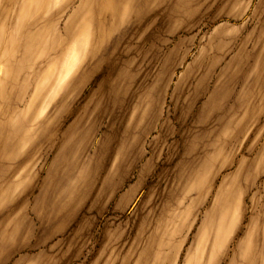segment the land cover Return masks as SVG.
I'll return each instance as SVG.
<instances>
[{"label": "clouds", "instance_id": "obj_1", "mask_svg": "<svg viewBox=\"0 0 264 264\" xmlns=\"http://www.w3.org/2000/svg\"><path fill=\"white\" fill-rule=\"evenodd\" d=\"M56 2L63 15L44 23L55 25L57 43L73 40L88 11L94 39L42 119L34 117L47 93L16 129L7 105L0 115V264H94L105 245L120 264H174L169 249L192 225L196 239L220 180L210 178L208 201L178 227L171 245L163 223L172 219L191 175L220 150L232 159L224 175L235 173L242 158L247 165L224 204L229 221L231 210L239 208L240 222L218 264H264V164L258 166L264 157V0H227L220 16L221 8L208 12L209 3L197 21L207 25L205 35L220 24L238 31L223 56L203 57L182 80L175 78L183 66L178 3L169 10L172 0ZM0 5L12 7L5 0ZM142 25L143 40L153 30L161 33L163 60L153 65L144 56V70L152 65L151 73L143 71L121 88L116 82L125 65L110 61L128 30ZM168 41L176 47L166 48ZM62 50L54 44L50 55L59 57ZM27 129L34 142L12 162L9 155ZM26 166L32 182L15 191V177ZM253 225V246L245 255L241 242ZM215 236L214 224L212 241Z\"/></svg>", "mask_w": 264, "mask_h": 264}, {"label": "rangeland", "instance_id": "obj_2", "mask_svg": "<svg viewBox=\"0 0 264 264\" xmlns=\"http://www.w3.org/2000/svg\"><path fill=\"white\" fill-rule=\"evenodd\" d=\"M84 2L88 3V0ZM226 2L227 0H172V4L168 6L169 10L176 3L182 7L181 17L175 21V26L183 66L176 71V79L182 80L185 72L190 71L203 57L209 54L216 56L218 53L223 56L232 47V36L238 31L235 27L225 29L223 24H220L205 35L207 25L197 24L198 18L204 13L209 3L211 8L208 12L215 13ZM5 3L12 7L5 8L0 5V115L7 105L11 126L16 129L29 119L37 102L45 93L47 95L40 103L34 119L39 121L46 115L50 104L55 103L60 97L66 83L79 70L88 55L94 32L89 20L91 12L88 11L84 14L81 20L82 26L73 40L67 45L63 41L57 43L53 35L56 31L55 25L44 23L57 14L63 15L61 5L56 0H5ZM223 13L224 9L221 8L217 15L220 16ZM234 18L233 16L230 19ZM161 19L163 20L164 17ZM61 23H63L62 20ZM223 23L226 24L227 21ZM145 26L129 29L111 58L110 63L114 66L125 65L116 82L121 88L134 83L143 71L144 75L151 73L152 65L146 66L144 70L142 63L144 56H148L153 65L163 60V54L159 52V49L163 47L160 43L161 33L153 30L143 40L140 34ZM181 33L183 35H180ZM112 38L111 34L106 37L108 41ZM54 44L63 49L60 56L56 58L50 55ZM164 46L171 49L176 47V44L168 41ZM220 63L221 60L217 57V64ZM33 142L32 130H25L23 137L9 155V160L18 161L30 149ZM260 164H264V157L258 162V166ZM217 165H219L218 170ZM246 165L247 159L242 158L235 173L224 175L225 170L232 166V159L224 156L223 150H220L211 153L208 162L195 171L184 184L176 206L170 212L172 219L163 223L164 234L170 237V245L179 235L178 227L187 225L194 212L208 201L213 191L209 186L210 178L220 180L215 190L212 207L205 214L207 219L201 226L196 239H192V232L195 229V225H192L184 235V239L169 249L170 254L174 251V264H218L219 258L226 251L240 222L239 208L231 210L229 221V209L224 204L230 197L233 187L238 184ZM213 174H215L214 177ZM15 182V191L21 190L32 182V175L27 166L17 174ZM214 224L216 236L212 241ZM62 231L63 226H58L50 237L53 239L50 243H54V239ZM254 235L255 225L249 231L247 239L241 242V251L245 255L253 246ZM91 254L90 250L87 251L88 256ZM76 264L79 262L77 261ZM94 264H120V262L116 253L110 251L109 246L105 245L97 255Z\"/></svg>", "mask_w": 264, "mask_h": 264}]
</instances>
